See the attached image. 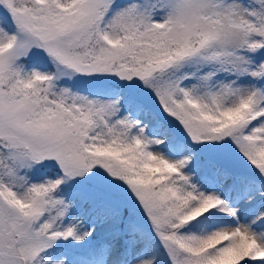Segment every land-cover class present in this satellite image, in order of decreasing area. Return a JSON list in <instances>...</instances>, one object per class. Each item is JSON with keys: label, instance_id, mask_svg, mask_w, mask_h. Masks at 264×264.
<instances>
[{"label": "snow or ice", "instance_id": "6c2138e0", "mask_svg": "<svg viewBox=\"0 0 264 264\" xmlns=\"http://www.w3.org/2000/svg\"><path fill=\"white\" fill-rule=\"evenodd\" d=\"M0 264H264V0H0Z\"/></svg>", "mask_w": 264, "mask_h": 264}]
</instances>
